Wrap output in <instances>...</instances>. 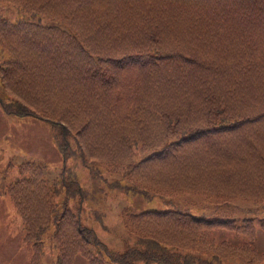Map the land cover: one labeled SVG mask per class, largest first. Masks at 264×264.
Masks as SVG:
<instances>
[{
	"label": "trees",
	"instance_id": "trees-1",
	"mask_svg": "<svg viewBox=\"0 0 264 264\" xmlns=\"http://www.w3.org/2000/svg\"><path fill=\"white\" fill-rule=\"evenodd\" d=\"M0 2L67 25L10 21L0 12V53H7L0 59L3 111L49 121L63 135L55 137L63 156L84 164L96 159L110 173L125 167L134 148L151 149L123 179L108 181L111 189L145 197L193 191L264 204V0ZM65 168L67 175L59 173L50 185L41 165L27 162L14 181L0 183L31 243L26 264H43L50 236L56 264H71L76 255L83 264H220L225 258L264 264V251L249 241L208 236L223 227L253 238L249 217L235 224L173 208L123 209V225L135 237L118 251L68 207L77 193V208L88 197L74 168ZM91 209L102 221L98 207Z\"/></svg>",
	"mask_w": 264,
	"mask_h": 264
},
{
	"label": "rangeland",
	"instance_id": "rangeland-1",
	"mask_svg": "<svg viewBox=\"0 0 264 264\" xmlns=\"http://www.w3.org/2000/svg\"><path fill=\"white\" fill-rule=\"evenodd\" d=\"M0 12L3 17L15 21L21 17H29L43 24L57 25L67 28L60 18L40 17L37 14L29 15L24 9L0 2ZM6 51L0 53V59L6 57ZM0 81V95L2 94ZM55 137L63 138L60 128L50 122L34 115L18 116L7 113L0 106V183L12 180L20 174L19 164L22 161L31 160L41 165L42 176L50 185L59 173L67 175L65 167H73L75 177L86 190L88 199H84L80 208L75 206V200H67V205L79 216L83 225L94 229L99 239L108 246L122 251L135 237L132 231L127 230L120 215L123 209L141 211L145 209H181L206 218H234L235 224H242L244 217H249L253 228V238L239 234L234 229L213 227L208 236L215 241L228 240L234 244H242L245 241L254 246L258 251H264V204L251 199L240 198L222 199L215 196H206L200 192L182 191L170 192L164 195H152L145 197L142 194L126 192L123 188L110 187V180L123 179L124 172L141 157L150 153L151 149L140 151L134 148L132 156L124 168L110 173L106 165L96 159H89L84 164L80 159H74L71 155L63 156L56 146ZM69 146L73 147L72 135H67ZM82 161V162H81ZM99 175L92 174L91 169ZM67 177V176H66ZM62 194L54 196L55 201H60ZM98 207L102 212V221L94 217L92 207ZM61 206L57 203V209ZM222 226V225H220ZM24 228L21 218L15 210L7 193H0V264H26L30 253L31 243L23 238ZM57 243L53 236L44 238L45 254L43 264H56L58 253ZM206 255L205 253H201ZM104 264H111L108 259ZM84 259L76 255L71 264H83ZM147 264H163L152 262ZM220 264H260L257 260L240 261L233 258H225Z\"/></svg>",
	"mask_w": 264,
	"mask_h": 264
}]
</instances>
